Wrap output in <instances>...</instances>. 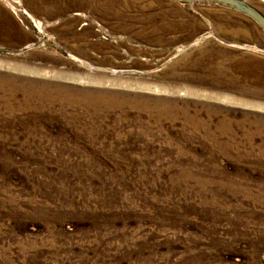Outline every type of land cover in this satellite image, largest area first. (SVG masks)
I'll list each match as a JSON object with an SVG mask.
<instances>
[{
  "label": "rangeland",
  "instance_id": "obj_1",
  "mask_svg": "<svg viewBox=\"0 0 264 264\" xmlns=\"http://www.w3.org/2000/svg\"><path fill=\"white\" fill-rule=\"evenodd\" d=\"M248 1L264 14V0ZM28 4L0 0V75L19 82L13 95L0 87V264H264L258 24L211 0H85L60 12ZM31 78L73 97L45 113L37 101L24 108ZM100 90L208 99L228 112L219 115L231 135L215 137L230 146L155 124L152 135H125L137 129L135 109L118 125L120 110L73 101ZM73 119L101 121L103 136L89 143Z\"/></svg>",
  "mask_w": 264,
  "mask_h": 264
},
{
  "label": "bare ground",
  "instance_id": "obj_2",
  "mask_svg": "<svg viewBox=\"0 0 264 264\" xmlns=\"http://www.w3.org/2000/svg\"><path fill=\"white\" fill-rule=\"evenodd\" d=\"M253 47L257 48L256 45H253ZM210 76L205 77V78H210ZM190 78L194 79L195 73H191L189 75V78L186 77L187 80H191ZM230 78L231 77L227 76L225 79H227L229 82H233L232 81L233 79H230ZM211 79L216 82L218 81V79H216L215 77ZM236 80L240 81L239 77ZM24 82H25V86L23 87V92H22L23 96L20 99V104H23L24 108H30L31 105L33 106L32 104L33 101H37V105L35 106V108L45 113V111L48 112L47 109L51 107L50 105L53 104V102H66L68 101V99L73 97V94L67 93L69 91L67 90L66 86L57 84L58 85L57 87L52 88L51 84H49V82H47L46 80L38 81L34 78L26 79L24 80ZM4 83L6 84L5 87H7L8 96L13 95L15 93L17 86L19 84V82H17V79H14L9 75H0V87L3 86ZM21 88L22 86L20 84L19 90H21ZM186 90H187L188 95L218 98L216 95L217 93L216 91H210V92H207V94H205V93H199L198 89L194 87H188ZM174 91L175 90L171 91V94L167 96L166 95L149 96V95H144V94H139V93H127V92L117 91V90L116 91L100 90V91L89 92L90 94L86 95V97H85V94H83L81 97L75 96L73 101L74 103L76 101H79L83 105L87 104L88 102L93 105L94 110H97L102 107L120 110V116L115 118V122L118 125L123 121H127L125 120L126 119L125 111L128 109L126 107L135 109L134 111L137 113L131 120V123L135 127H137V129H130L127 132H125V135H132L134 137H144L146 135H152L150 124L151 125L155 124L158 126L161 125L162 128H160V131L163 132L164 134L167 132L169 133L171 132L173 134H177V132L178 133L181 132L182 134L193 128V130H199L203 134L204 137H208L210 140V145L214 146V148H217V149L220 148L219 150H221V148L223 149L229 148L230 146L229 141H219L215 137L216 135H222V134L223 135L227 134L228 136L231 135V130H230L231 123H228L229 117H227V115H222V114L219 115V111L223 113H228L224 110V107L223 106L216 107L213 104L207 102L208 99L205 101H197V100H190L188 98L187 99L181 98L177 94H175ZM239 91H242V90H239ZM244 94L245 93H243V95ZM200 98H203V97H200ZM257 105H260V104H257ZM202 107H205L207 109L205 111L207 115L205 116H202V112H201ZM139 111L140 112L145 111L147 113L146 114L147 118L145 120L142 119L140 116L142 112L138 114ZM221 116H224V118H227V119L224 120L223 118H221ZM254 117H255L254 121L257 122L255 123V125L259 127V130L261 129L263 130L259 133L264 132V124H263L264 116L254 115ZM178 118H180L182 121L180 122L178 129L172 128L169 126L166 127L165 125H162L163 120H166L168 123H170L169 125H171L175 121H177ZM215 118L216 120L218 119L216 122L214 121ZM73 120L74 122H73L72 128H74L77 124L79 125V129H76L77 131H86L87 141L89 143H92L95 139L103 136L104 134L100 127L101 121H98V122L97 121H88V122L86 121V122L78 124L77 120L75 119ZM227 124L229 125L227 126ZM118 125H113L112 127L114 128L115 126H118ZM248 136L249 134H247L246 137L250 138ZM100 145L101 144H98L97 146H100ZM102 149H105L108 151H115V152L124 150L118 145L102 146Z\"/></svg>",
  "mask_w": 264,
  "mask_h": 264
},
{
  "label": "water",
  "instance_id": "obj_3",
  "mask_svg": "<svg viewBox=\"0 0 264 264\" xmlns=\"http://www.w3.org/2000/svg\"><path fill=\"white\" fill-rule=\"evenodd\" d=\"M181 1L191 2L195 0H181ZM211 1L229 7L239 13L245 14L253 21H255L264 32V14L248 0H211Z\"/></svg>",
  "mask_w": 264,
  "mask_h": 264
},
{
  "label": "crops",
  "instance_id": "obj_4",
  "mask_svg": "<svg viewBox=\"0 0 264 264\" xmlns=\"http://www.w3.org/2000/svg\"><path fill=\"white\" fill-rule=\"evenodd\" d=\"M4 1L6 2V0H4ZM26 1L29 3L28 5H30V7L32 8V9H30V7L27 6V8H29L28 10L29 11L30 10L31 11H35V12H40V11L47 10V9H45L44 5H48V4L52 8L51 10H54V11L57 10L58 12H60V10H63L65 8L75 7L76 4H77V1H80V3L82 1L83 4L85 2V0H29V1L26 0ZM32 6H34V7H32ZM164 8L166 10H172L173 7H170V5H168V7H164ZM65 11H66V9H65ZM104 18L108 19V18H112V17L111 16H106ZM241 43H244V42H241ZM245 43H247V42H245ZM250 44L257 45L255 43H250Z\"/></svg>",
  "mask_w": 264,
  "mask_h": 264
}]
</instances>
